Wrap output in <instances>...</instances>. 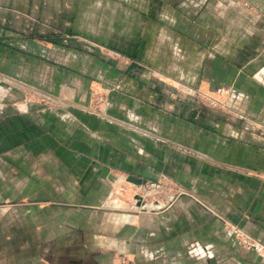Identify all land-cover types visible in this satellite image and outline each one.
Wrapping results in <instances>:
<instances>
[{
  "label": "crops",
  "instance_id": "0c3cea01",
  "mask_svg": "<svg viewBox=\"0 0 264 264\" xmlns=\"http://www.w3.org/2000/svg\"><path fill=\"white\" fill-rule=\"evenodd\" d=\"M16 3L27 9L10 13L15 12L13 19H27V26H33L31 32L27 27L28 35L36 37L40 24L35 23V17L42 13L44 32H74L77 49L57 45L45 49L44 56L52 62H45V68L50 69L45 70L55 73L54 77H70L64 84L54 80L58 92H53L59 96L56 102L12 103L13 107L7 108L18 111L11 114L3 113L5 107L0 103V164L9 158L19 171L23 162V172L31 175L36 172L30 159L48 153L45 155L57 165L45 164V175L61 174L71 180L53 183L42 178L44 202L66 206L64 209L80 205L106 211L103 224L112 234L95 230L99 227L96 223L90 238L95 247L122 254L124 261L113 256L105 264H208L212 255L222 259L212 264H243V257L233 256L236 251L222 221L245 225L243 212L255 214L259 202L252 203L251 197L264 192V182L243 175L245 171L264 172V72L259 76L264 66L259 63L254 67L256 60L261 62L263 49L245 58L251 47H260L264 19L243 6L242 14L253 17V24L246 22L244 15L229 17L227 7L222 8L223 2L216 0H0V14L8 13L5 5ZM21 12L29 18L20 16ZM84 45L89 53L78 49ZM31 49L26 52L34 51ZM27 59L32 70L36 60ZM27 91L33 97L46 94L35 86ZM90 94H106L100 113L85 112L91 102L74 101V97L89 100ZM195 94L209 98L245 94L246 102L236 108L245 116L206 106ZM241 115L257 126L242 121ZM249 142L258 147L249 146ZM183 143L187 150H180ZM168 176L202 203L188 196L154 212L150 204L145 205L150 209L145 212L132 209L129 197L134 187L128 178L146 182ZM63 188L79 191L80 201L53 204L50 191ZM25 202L0 195V264H20L19 255L30 254L35 206ZM8 204L23 205L27 210L22 219L11 216L12 222H26L32 228L22 241L17 233L5 230ZM81 216L71 219L65 213L58 219L39 218L47 224L40 234L57 236L53 235V223L64 228L58 236L64 237L68 228L61 223L94 220ZM189 246L194 249H187ZM184 254L186 263H179L178 255ZM257 258L264 262L258 254ZM26 262L34 264V256Z\"/></svg>",
  "mask_w": 264,
  "mask_h": 264
},
{
  "label": "rangeland",
  "instance_id": "374dc122",
  "mask_svg": "<svg viewBox=\"0 0 264 264\" xmlns=\"http://www.w3.org/2000/svg\"><path fill=\"white\" fill-rule=\"evenodd\" d=\"M223 2L224 7L226 8L225 11H227L229 17H235L239 16L241 18L242 15L245 18V21L248 23H252L253 17H249L247 14H242V8L245 7L249 13H253L262 19H264V6L260 2H255L253 0H216V2ZM8 6L5 5L3 8L4 10H7L8 13L3 12V15L0 14V24L3 25V31H0V103L3 104V107L5 109L1 110L3 113L11 114L12 112H17L18 110L14 108V110H9L7 107H13L10 104L20 102H27V101H36L40 102L41 104L49 103V102H56L59 96L54 94L58 91H56L54 88V80H57L61 84L63 82L69 83V76L65 77H54L53 75L55 73H49L45 69L50 70L49 66L45 68V62L52 64L49 59H47L44 55L46 53L45 49L50 48V46L57 45L65 48H71L74 47V49H77L75 44L76 42V36L74 35V32L70 30H58L56 32H53L52 34L48 32H44L43 26H44V17L42 13L35 17V23L40 24L38 25L37 34L36 37L30 36L27 34L28 28L31 29L33 26H27V19L23 21H17V19H13L12 14L10 11H16L20 12L22 9L25 11L27 7H25L22 4H10ZM243 6V7H241ZM20 16H25L29 18V14L26 12H21L19 14ZM31 16V15H30ZM16 17V16H15ZM18 23V24H17ZM25 23V28L21 27V24ZM254 23V22H253ZM252 23V24H253ZM34 24V23H33ZM49 24V23H48ZM35 25V24H34ZM255 25V24H254ZM28 27V28H27ZM41 27V28H40ZM40 28V29H39ZM51 34V35H50ZM65 36V37H64ZM59 38L58 41H49V38ZM70 37V38H66ZM32 41H28V40ZM261 41L257 46H260L259 48L251 47V53L246 56V59L252 58L253 56H256V54L260 51V61L256 60L254 67L258 68L259 63L264 66V34H262L259 38ZM34 40V41H33ZM68 41H74L73 43H70ZM84 42L86 45H90L91 41H81L79 43ZM29 44L32 46L29 47ZM83 44V43H82ZM92 44V43H91ZM85 46V45H84ZM30 53H27L26 50L28 48H31ZM81 47V46H80ZM237 47V46H236ZM88 47H81L78 48L81 52L89 53L91 50L87 49ZM235 48V47H234ZM259 49V50H258ZM47 54V53H46ZM27 56H31L36 60L32 70H29V64L27 63ZM46 58V59H45ZM258 59V58H257ZM54 64V63H53ZM249 69L253 68V65L249 64ZM13 71V72H12ZM32 72L35 73V77H32ZM264 69L260 71L259 76L263 74ZM14 77H13V76ZM48 78V79H47ZM50 82V83H49ZM64 84V83H63ZM29 86H35V88L41 89L46 92V94L40 93L39 95L36 94L35 97L33 95H29L27 88ZM57 87V86H56ZM20 89V90H18ZM56 91V92H53ZM38 93V92H37ZM52 95V96H51ZM69 93L67 94V100L71 101V97H69ZM65 96V95H64ZM214 98H209L207 96L195 94V99L198 101H201L202 104H205L206 106H211L213 108L219 107V111L227 112L229 115L237 116L238 114H242L245 116L244 112H241L240 110L236 109L241 106H243L244 102H246L247 98L245 94L242 95H229L227 97L224 95L215 94ZM89 100H77L76 97H74L75 102H91L90 105L84 106L86 113H100L101 109L103 107V104L106 102L107 98L106 94H90ZM52 98V99H51ZM79 99V96H78ZM222 99V100H221ZM8 103V104H7ZM243 103V104H242ZM234 107V108H233ZM239 116V115H238ZM241 115V120L245 121L247 124H253V126H257L254 123V121H251L252 119L247 118L246 121ZM231 120H235V117H229ZM251 125H248L251 128ZM124 128V127H123ZM119 129H117V132L119 133ZM120 132H123L121 130ZM233 133H236V130L234 129ZM108 134V133H106ZM259 134V133H258ZM261 134V133H260ZM183 147H179L180 150H187L184 149V147L187 146V144L183 143ZM249 146H256L255 143L251 144L248 143ZM186 145V146H185ZM48 153H37L32 159H30L31 164L34 166L35 174H25L23 172V169L26 168V166L20 164V170L17 171V167L14 169L13 161L9 158L2 159L3 164H0V195H4L5 200L6 199H16L20 202H32V204L35 206V213L34 216L36 218L35 227L33 230H35L34 238H30L31 241L34 240L33 245L30 246V254L27 256V254H20V264H26L28 258H32L34 256V264H105L107 263L113 256H119L118 260L120 261L123 257L122 254H114L108 252L106 248H97L93 245L92 239L90 238L91 235V227H95L96 223L99 224L98 228H95V230H98L99 232H110L112 234V230H110V227H105L103 224L104 216L106 215V211H99V210H89L85 209L83 207H80V205H74L73 208L76 210L73 211V208L69 207L68 209L64 207L63 205H47L44 201L45 191L41 188H43V183L46 179H49L53 183H61L65 182L64 180H68L69 182L71 180L70 176L66 175H45V168L44 165L47 166H56L54 165V161H51L49 159V155H45ZM8 156V155H7ZM245 165H251L250 163H247ZM243 175L245 177H255L260 179V181L264 182V172L262 173H252V172H243ZM45 180H43V179ZM231 181H235L234 177L230 179ZM229 180V181H230ZM29 182L35 183V186L32 184H28ZM131 182V181H130ZM147 182V181H146ZM156 183L157 185H161L160 187L153 186L150 192H147L145 195V191L142 189H138L136 187L137 184H134L132 182V187H134V194L130 195L129 201L133 203V210H137L139 212L141 211H148L151 209L152 212L161 209V207H170L175 205L179 200L184 201L183 198L188 197L190 199H193L194 202L202 203L199 199L192 197L189 192L186 190L185 187L180 185L174 178L171 176L168 177H162L157 180L149 181ZM150 184V183H149ZM70 185V184H69ZM68 184L64 186H69ZM73 190V191H71ZM62 191L64 192V195L61 194ZM47 192V191H46ZM49 193V190H48ZM53 193V199L52 202L60 203L62 202H72L75 203L77 201H80V193L79 191H76L74 189H65L59 190L55 189V191H50V194ZM55 193V194H54ZM65 193L67 195H65ZM143 193V196H142ZM141 194V195H140ZM145 197V198H144ZM256 199L259 200L257 207L255 206V214L254 212H243L242 214L245 218V225H236V223H231L229 221H222L223 227L227 231V237L230 241V245L233 246L235 249V255L238 257H243V264H264V262L257 258V254L264 259V192L260 190L257 193H254L251 197L252 203ZM35 200V203L33 201ZM61 202V203H62ZM49 204V203H48ZM150 204L152 205L150 209L146 208L145 205ZM26 205V204H25ZM201 205V204H200ZM46 206V208H45ZM50 208V210H46L47 208ZM55 207V208H53ZM63 207V208H62ZM252 206H250L251 209ZM19 208V209H18ZM24 206H13V205H7L5 207L4 212V227L5 230L8 232L13 231L14 233H17L20 237V240L22 241L24 238L23 235L26 236L29 234V230H31V227H27L26 222L16 223L11 221V216L18 215L22 219L24 215H26L27 210L23 209ZM207 207H205L206 209ZM260 210V211H259ZM65 213L68 214L71 219L76 218L77 215H86V217L89 219H94L91 223L90 222H81L77 223L76 221L74 223H61L63 227L68 228L67 232L66 230L63 231L64 237H58L60 233V230L64 228H59L58 226H55L53 223H51L53 226L52 231H56L52 237H43L40 232L44 230V226L47 225L45 223H41L38 221L39 218H51V219H58L60 217L63 218L65 216ZM81 216V217H82ZM94 217V218H92ZM249 221H248V220ZM90 220V221H91ZM56 223H59V221H54ZM25 223V227L24 224ZM66 224H68L66 226ZM91 225V226H90ZM240 226V227H239ZM243 226V227H242ZM51 228H49L51 230ZM59 228V230H58ZM49 232V231H48ZM108 232L106 234H108ZM68 237L66 238V235ZM33 239V240H32ZM16 240V239H14ZM5 241V240H4ZM5 246V245H4ZM240 247V248H238ZM189 250H193V247H187ZM241 249V250H240ZM197 250H199L197 248ZM196 251V250H195ZM203 252L204 250L201 249ZM242 251H245L247 253H243ZM252 251L256 252L255 256H252ZM24 253H27V251H24ZM232 255V254H231ZM179 257V263H186L187 259L184 255H178ZM165 258H167L165 256ZM164 259V257H163ZM219 258L217 257H209L207 258V263L212 264L217 262ZM222 260V259H219ZM225 260V259H224ZM223 260V261H224ZM124 261L123 259L121 260Z\"/></svg>",
  "mask_w": 264,
  "mask_h": 264
},
{
  "label": "built area",
  "instance_id": "2783aa9c",
  "mask_svg": "<svg viewBox=\"0 0 264 264\" xmlns=\"http://www.w3.org/2000/svg\"><path fill=\"white\" fill-rule=\"evenodd\" d=\"M150 183V184H149ZM153 186H156V187H160L161 185H157L156 183H153V182H143L141 184H137L136 187L138 189H142L145 191L144 195L147 193V192H150V190L152 189L151 187ZM162 187V186H161ZM141 195V194H140ZM142 196H143V193H142ZM145 198V197H144Z\"/></svg>",
  "mask_w": 264,
  "mask_h": 264
},
{
  "label": "water",
  "instance_id": "95a60500",
  "mask_svg": "<svg viewBox=\"0 0 264 264\" xmlns=\"http://www.w3.org/2000/svg\"><path fill=\"white\" fill-rule=\"evenodd\" d=\"M128 180H129V181H132V182H134V183H136V184H141V183L144 182V181H142V179H137V178H135V177H130V178H128Z\"/></svg>",
  "mask_w": 264,
  "mask_h": 264
},
{
  "label": "bare ground",
  "instance_id": "6f19581e",
  "mask_svg": "<svg viewBox=\"0 0 264 264\" xmlns=\"http://www.w3.org/2000/svg\"><path fill=\"white\" fill-rule=\"evenodd\" d=\"M256 1H258V2H261V3H263V4H264V0H256Z\"/></svg>",
  "mask_w": 264,
  "mask_h": 264
}]
</instances>
